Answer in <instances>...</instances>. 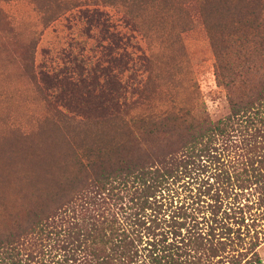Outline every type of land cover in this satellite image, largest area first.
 Returning <instances> with one entry per match:
<instances>
[{
    "label": "trees",
    "instance_id": "16d2710c",
    "mask_svg": "<svg viewBox=\"0 0 264 264\" xmlns=\"http://www.w3.org/2000/svg\"><path fill=\"white\" fill-rule=\"evenodd\" d=\"M152 1L185 10L119 0ZM200 15L227 114L213 119L195 87L133 114L107 67L90 93L103 115L41 88L49 114L14 129L21 163L0 162V264H264V0H201Z\"/></svg>",
    "mask_w": 264,
    "mask_h": 264
},
{
    "label": "rangeland",
    "instance_id": "374dc122",
    "mask_svg": "<svg viewBox=\"0 0 264 264\" xmlns=\"http://www.w3.org/2000/svg\"><path fill=\"white\" fill-rule=\"evenodd\" d=\"M108 1L0 0L1 163L9 168L21 163L13 153L7 156L12 146L25 153L13 131L30 133L49 114L41 88L50 83L56 88L48 98L57 106L88 117L103 115L102 101L90 95L97 79L103 87V67L110 69L112 84L125 86L127 98L137 106L133 114L148 106L169 108L177 94L194 87L213 119L227 114L201 0H181V14L153 1L137 8ZM111 38L118 49L114 58L105 48ZM42 75L47 80L39 85ZM101 85L97 94L103 98ZM257 253L264 263V244Z\"/></svg>",
    "mask_w": 264,
    "mask_h": 264
}]
</instances>
